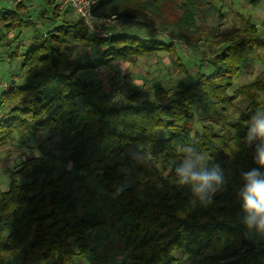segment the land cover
I'll list each match as a JSON object with an SVG mask.
<instances>
[{
	"label": "trees",
	"instance_id": "obj_1",
	"mask_svg": "<svg viewBox=\"0 0 264 264\" xmlns=\"http://www.w3.org/2000/svg\"><path fill=\"white\" fill-rule=\"evenodd\" d=\"M223 1L101 0L97 5L108 17L142 21L169 32L176 39L168 42L128 26L112 28L106 38L93 35L70 10H58L53 1H46L51 22L45 31L34 29L33 46L22 60L26 80H12L6 92L0 91V148L14 136L31 148L28 142L49 132L59 137L56 147L65 156L58 160L68 168L57 174L45 155H38L9 173L8 188L0 191V264L14 259L18 264H73L75 257L92 252L86 235L100 223L87 214L77 215L76 200L67 188L71 181L88 192L82 174L92 170L100 174L104 202L116 209L114 233L130 250L125 262L178 264L175 254H189L195 264H264V234L258 242L251 237L236 198L240 172L255 166L243 137L252 112L264 109L259 99L264 95V37L249 19L242 28L220 32ZM24 8L20 0L16 10L0 9L6 32L0 31V42L17 25H34L21 19ZM68 14L71 20L65 18ZM60 15V22L52 24ZM211 16L216 26L207 25ZM70 37L104 50L98 59L76 63L67 72ZM177 39L198 58L193 76L177 53ZM158 52L172 53L175 67L188 79L155 84L151 99L137 103L139 95L134 93L124 104H114L97 95L93 81L79 79L81 71L91 72L99 64H133ZM8 53L10 62L18 56L17 49ZM248 63L263 71L235 89L234 79ZM237 99H246L251 113L231 120ZM194 107L204 120L200 131L193 127ZM186 144L223 169L226 183L208 205L194 203L190 190L176 183L174 167ZM135 149L144 156L142 161L129 159ZM25 177L29 180H20Z\"/></svg>",
	"mask_w": 264,
	"mask_h": 264
},
{
	"label": "rangeland",
	"instance_id": "obj_2",
	"mask_svg": "<svg viewBox=\"0 0 264 264\" xmlns=\"http://www.w3.org/2000/svg\"><path fill=\"white\" fill-rule=\"evenodd\" d=\"M27 5L22 11H20V17L23 21H32L34 25L16 26L11 32L7 33L3 37V41L0 42V82L8 84L11 77H17L18 82L16 84H22L27 77V69L23 70L22 60L25 53L33 46L31 41L34 29L37 31H45L49 27L51 19L52 9L49 6L43 5L44 1L41 0H25ZM16 4L0 3V9L16 10ZM223 13V20L218 27L220 32L225 33L230 31L234 27H244L246 19L251 20L257 27L260 37H264V0L260 3L252 4L251 0H224L220 5ZM106 10L100 8L96 12V16L101 19H108L107 25L104 29L111 30L112 28H128L135 29L142 34L150 32L151 35L158 37L163 41H170L174 38L167 31H161L151 28L145 22L142 21H123L119 19H112L106 16ZM1 14V13H0ZM63 16L60 15L57 18L59 23ZM65 18L71 20L73 18L71 14L66 15ZM209 26H216L217 20L214 17L208 18L206 21ZM1 34L5 35V29L3 22L0 20ZM150 34L144 35L145 38H151ZM74 35L71 34V37ZM70 37V44L68 46V61L67 67L69 72L76 63L86 64L91 63L93 60L98 59L104 50L101 46H87L81 42L75 41ZM177 42V53L180 54L181 62L187 67L190 75L193 76L194 62H197V56L193 55L188 45L182 40H175ZM5 45H1V44ZM7 45V46H6ZM17 49L18 56L9 61L7 56L9 50L15 51ZM174 55L168 52H158L153 54H146L138 58L133 64H127L129 67L128 72L120 73L115 67L113 62H110L108 66L116 73V77L122 82L123 91L118 101L115 104H124L131 94L137 93L139 95V103L145 99L152 98V87L155 84L169 85L177 80H187V76L177 69L174 64ZM263 71L259 65L255 63H248L244 66L242 73L238 74L234 79V88L245 84H250L259 75L260 71ZM92 72L81 71L79 73V79L81 82L90 83L94 82ZM97 86V85H96ZM97 95L102 97L100 90H97ZM104 98V97H103ZM260 101L264 103V95L260 94ZM106 100V99H105ZM193 113L195 117L194 130L200 131L201 125L204 123L202 113L199 108L194 107ZM251 111L246 99H237L234 102V109L230 112V119L235 120L240 117L250 115ZM3 113H0V117ZM47 117L44 115L43 119ZM48 138H52L48 143ZM59 137L52 135L49 132H44L39 137L28 142L31 148H24L16 139V136L7 140L5 146L0 148V191H4L9 185V173L15 170V166L20 164L24 159L45 155L46 161L50 166L55 167L57 174L62 172L68 165L63 164L58 160L61 156H65L60 153L56 147ZM138 149L130 150L128 156L129 159L134 160L136 157L133 155ZM122 158L118 161L121 162ZM131 166L134 167V164ZM72 174H76L73 173ZM86 178V185L88 192L79 189L76 184L71 181L67 182V188L72 190L74 199L76 200L77 215L81 216L87 214L91 216L95 221L100 224L92 228L86 235V242L90 245L92 252L87 253L83 257H75L73 264H131V262H125L126 256L130 250L123 248L121 242L114 233V225L116 220V209L110 208L103 199L102 180L100 174L96 170H92L89 174H82ZM20 180H29L28 177L21 178ZM127 185L131 184L130 179H126ZM67 220L72 222V218L68 217ZM251 237L255 241L262 239V234L252 232ZM93 253H97L94 256ZM178 259V264H195L196 260L185 255H174ZM6 264V263H5ZM9 264H18L16 259L10 261Z\"/></svg>",
	"mask_w": 264,
	"mask_h": 264
},
{
	"label": "clouds",
	"instance_id": "obj_3",
	"mask_svg": "<svg viewBox=\"0 0 264 264\" xmlns=\"http://www.w3.org/2000/svg\"><path fill=\"white\" fill-rule=\"evenodd\" d=\"M243 137L244 143L252 150L255 165L240 172V187L236 198L240 202L242 222L249 231L264 234V109H257L250 115ZM142 161L139 152L133 154ZM176 183L186 186L193 202L201 205L212 203L225 183L223 169L211 162V157L191 144L180 148L178 162L174 167Z\"/></svg>",
	"mask_w": 264,
	"mask_h": 264
},
{
	"label": "built area",
	"instance_id": "obj_4",
	"mask_svg": "<svg viewBox=\"0 0 264 264\" xmlns=\"http://www.w3.org/2000/svg\"><path fill=\"white\" fill-rule=\"evenodd\" d=\"M53 1L56 9H68L72 15L81 19L86 29L93 35L106 38L110 35V31L104 29L107 25L108 19H101L96 16V8L101 0H41ZM20 0H0V3L17 4ZM115 19L114 16L111 17ZM92 75L95 79L97 88L100 90L106 101L116 103L122 94V82L116 77V73L107 64H99L92 69ZM9 85L0 82V89L5 91Z\"/></svg>",
	"mask_w": 264,
	"mask_h": 264
},
{
	"label": "crops",
	"instance_id": "obj_5",
	"mask_svg": "<svg viewBox=\"0 0 264 264\" xmlns=\"http://www.w3.org/2000/svg\"><path fill=\"white\" fill-rule=\"evenodd\" d=\"M24 1H25V0H24ZM24 5L27 6V5L25 4V2H24ZM43 5L49 6V5H47L46 1L43 2ZM49 7H50V6H49ZM0 47H1V46H0ZM112 62H113V64L115 65V67L119 70L120 73H122V72H128V71H129V67H130V66L127 67L126 62H123L122 60H113ZM12 80L18 82L17 77H11L10 81L8 82V84H10V82H11ZM0 91H1V89H0ZM87 244H88V243H87ZM93 254H94V256L97 255V253H93Z\"/></svg>",
	"mask_w": 264,
	"mask_h": 264
}]
</instances>
